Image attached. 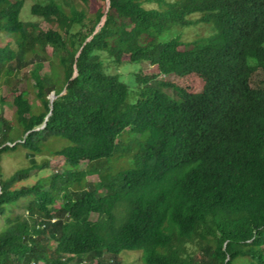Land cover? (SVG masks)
Here are the masks:
<instances>
[{"label":"trees","instance_id":"16d2710c","mask_svg":"<svg viewBox=\"0 0 264 264\" xmlns=\"http://www.w3.org/2000/svg\"><path fill=\"white\" fill-rule=\"evenodd\" d=\"M74 1L35 3L31 14L54 25L43 31L22 19L27 0H0V85L29 67L33 82L15 92L14 121L0 97V264H123L125 253L143 264H264V86L251 85L264 69V0H94L93 14L91 0ZM197 24L208 37L160 40ZM104 57L159 74L137 76L131 104ZM51 140L68 142L50 156L71 169L34 159ZM18 149L30 165L5 178L3 157ZM34 170L50 174L23 184ZM22 200L26 214L15 215Z\"/></svg>","mask_w":264,"mask_h":264},{"label":"rangeland","instance_id":"374dc122","mask_svg":"<svg viewBox=\"0 0 264 264\" xmlns=\"http://www.w3.org/2000/svg\"><path fill=\"white\" fill-rule=\"evenodd\" d=\"M43 3L45 0H27L26 5L23 9L22 12V19L26 21H33V22H38L40 24V27L43 31L50 30L51 28H54V25L51 23L46 22L45 20L34 17L31 14V8L35 3ZM74 2H77L76 0ZM82 6V5H81ZM99 3H97L94 0H91V3L89 5L84 4L85 9L90 14H93L94 12L97 11V8L99 7ZM105 9V7L103 8ZM197 19V18H196ZM212 27L210 26H205V25H200L197 24L194 27H189V28H176L173 29L172 31H169L165 33L160 40L166 41L171 38L177 37V35L182 37V41L185 43H188L190 41H193L194 39L198 37H208L209 34L211 33ZM5 44V42L3 43ZM47 54L48 55H54L53 54V49L51 47L47 48ZM52 61L55 63L57 62L56 55L51 58ZM129 60L128 57L125 58V61ZM104 62H105V69L107 72L111 75L118 76L119 79L124 82L126 85H128L130 89V98H129V103L134 104L138 100V95L135 93L136 87H137V76L140 74L142 75H158L159 70L157 66H151L148 62H143V63H132V62H124L121 65H116L113 64L109 61L107 57H104ZM50 61H46L43 73L49 74L50 73ZM32 67H29L28 69H25L21 72L19 75L20 82L18 83H13L14 85L8 86L6 83H2L0 85V97H3L7 99L5 104L2 107L4 111V116L6 119L10 121H14V108H13V98L15 96V92L20 93L21 91L24 90H30L32 91V84L33 82L29 80V73ZM158 80L162 81H169L173 83H179L180 79L174 75L171 76H158ZM252 87L259 88L264 86V69H260L254 76L251 81ZM188 88L194 90V91H201L202 85L201 83L197 85L192 86V83L189 82V84H186ZM31 101L33 102L34 109L36 110V107L39 106L38 102L34 101V95L31 94L30 96ZM125 139V137H124ZM69 145L67 141L64 140H51L50 143H48L45 146V153L43 156H36L34 159L38 162V164H42L44 160L49 159L50 160V167L52 168V171H57V170H64V169H71L69 165L65 163V160L61 157H51L50 154L54 150L60 149L62 147H65ZM27 152L24 151L23 149H18L15 152L10 153L9 155H6L3 157V161L1 163L2 166V172L3 176L5 178H9L12 176L16 171L19 169L28 167L30 165V157L26 155ZM86 162H84L81 165V168H85ZM48 174H50L49 170H45L43 172H38L37 170L32 171V176L28 181H26L23 184H32L38 178L41 177H46ZM98 179L97 177H90L88 178V181H93L96 182ZM28 204L27 200H22L20 201L17 205L12 207L13 213L24 215L26 214V205ZM6 226V220L4 218H0V232L5 228ZM245 259H240L237 260L235 264H244ZM121 261L123 264H143L142 260V255L141 253H125L121 257Z\"/></svg>","mask_w":264,"mask_h":264},{"label":"water","instance_id":"95a60500","mask_svg":"<svg viewBox=\"0 0 264 264\" xmlns=\"http://www.w3.org/2000/svg\"><path fill=\"white\" fill-rule=\"evenodd\" d=\"M109 2H110V0H107V5L109 6ZM100 29V27H98V29L97 30H99ZM97 33V31L94 33V34H96ZM92 39V37H90L89 39H88V41H90ZM76 76V75H75ZM63 94H65V92H63ZM56 98H57V96L55 95V93L53 92V93H51V95L49 96V101H50V112H49V114H48V116L46 117V119H45V123H44V125L41 127V128H44L45 127V124H46V122H47V120H48V117L52 114V109H53V103H54V101L56 100ZM28 134V133H27Z\"/></svg>","mask_w":264,"mask_h":264}]
</instances>
